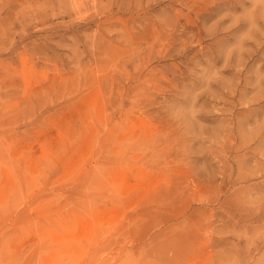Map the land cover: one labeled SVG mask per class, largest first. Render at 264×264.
I'll return each mask as SVG.
<instances>
[{"label":"rangeland","instance_id":"obj_1","mask_svg":"<svg viewBox=\"0 0 264 264\" xmlns=\"http://www.w3.org/2000/svg\"><path fill=\"white\" fill-rule=\"evenodd\" d=\"M0 264H264V0H0Z\"/></svg>","mask_w":264,"mask_h":264}]
</instances>
